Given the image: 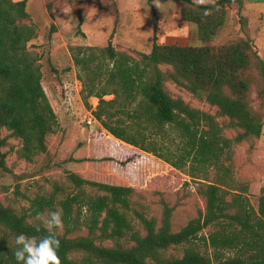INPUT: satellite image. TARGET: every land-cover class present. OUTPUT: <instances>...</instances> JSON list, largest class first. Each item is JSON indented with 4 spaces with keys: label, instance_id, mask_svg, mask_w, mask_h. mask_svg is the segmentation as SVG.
<instances>
[{
    "label": "trees",
    "instance_id": "obj_1",
    "mask_svg": "<svg viewBox=\"0 0 264 264\" xmlns=\"http://www.w3.org/2000/svg\"><path fill=\"white\" fill-rule=\"evenodd\" d=\"M67 1L75 7L81 26L93 0ZM105 1L114 2L115 22H118L117 1ZM144 1L154 16L150 53L140 52L135 57L117 50L111 41L103 47L71 48L83 84L82 99L102 128L121 143L142 151L136 150L138 158L144 151L158 153L153 134L169 127L178 133L184 146L178 160L164 156L166 161L179 169L191 161L193 177L194 167L214 166L221 173L200 190L206 197L204 214L174 231L173 208L165 203L160 223L154 217L148 219L138 213L143 234L127 216L130 198L136 192L133 186L94 182L107 194L85 200L84 186L88 181L69 172L68 179L77 192L59 202L63 221L70 224L73 205L80 203L88 205L90 217L84 235L57 231L62 264H264V189L256 210L240 199L241 194L228 202L225 197L228 190L221 187L230 185L232 174L223 162L225 154L246 141L254 148V140L261 137L264 126L263 112L251 101L254 87L264 100L263 58L247 37L217 46L211 44L224 29L227 7L233 4L241 7L244 0H217V6L211 7L208 15H204L205 6H197L193 0H181V18L197 26L203 42L199 46L158 43L159 15L152 0ZM44 5L53 17L51 3L44 0ZM27 6L28 0H0V169L7 172H13V168L7 164V152L2 149L10 145L11 139L21 143V158L32 161L48 152V136L58 124L56 99L45 90L40 59L28 47L37 37L38 28ZM239 17L246 31L247 17L240 10ZM167 82L216 107V112L196 108L183 97L173 95ZM55 86L60 87L64 98V84H55L54 90ZM110 95L113 97L107 99ZM91 97L99 100L95 109L90 104ZM227 130L235 134L229 137L225 134ZM110 143L113 147L107 149L111 158L107 161L119 163L117 159L121 158L116 154L123 146H117L114 140ZM132 160L128 157L125 161ZM30 202L28 208L18 211L0 200V264H17L16 246L14 241H9V235L15 239L21 233L36 238L47 234L43 229L37 232L40 226L37 217L55 205L54 197L37 196ZM233 205L237 208L230 212ZM213 225L218 228L209 236L214 250H237L236 255L223 257L216 253L212 259L191 245L203 229ZM124 237H130L132 243H121ZM107 240L115 243L105 245ZM173 246H184L183 255H166Z\"/></svg>",
    "mask_w": 264,
    "mask_h": 264
},
{
    "label": "rangeland",
    "instance_id": "obj_2",
    "mask_svg": "<svg viewBox=\"0 0 264 264\" xmlns=\"http://www.w3.org/2000/svg\"><path fill=\"white\" fill-rule=\"evenodd\" d=\"M116 1L120 8L118 22H115L114 2L93 0L81 26L75 7L67 0H47L52 5L53 17L45 8L44 0L28 1L27 10L38 28L37 37L29 42L28 47L40 59L45 90L52 99H56L58 124L48 136V152L37 155L32 161L21 158L22 145L18 140L11 139L10 145L2 149L7 152L6 162L13 168V172L0 169V200L21 211L28 208L30 200L37 196H53L55 205L39 215L37 218L40 220L52 211H62L59 202L77 192L68 179L69 172H75L88 181L84 186L85 200L107 194L99 190L94 182L133 186L136 192L130 198L127 216L135 229L143 234L145 230L138 213L148 219L154 217L160 223L165 203L173 208L172 229L179 231L192 219L205 213L206 197L200 190L207 183L215 181L221 169L214 166L194 167L196 176L193 177L190 173L193 166L191 161L183 169L166 161L164 156L172 161L178 160L184 146L181 137L172 128L167 127L164 131H155L153 134L152 140L158 143V153L144 151L143 156L138 158L135 152H142L141 150L115 139L97 120L92 125L85 121L91 110L82 99L83 84L78 78L79 68L74 62L71 48L78 45L103 47L111 41L117 50L138 57L140 52L150 53L154 42V16L149 13L146 2ZM160 2L165 11L153 3L159 15L158 43L202 45L197 26L181 18L182 1ZM239 10L241 15L247 17L246 31L241 27ZM240 37L249 38L264 60V0H244L241 7L237 4L228 6L224 29L211 44H226ZM55 84H64L69 88L72 100H67L66 96L62 98L60 87L55 86L54 90ZM166 85L173 95L183 97L192 106L213 114L216 112V107L200 101L186 89L179 88L172 82H167ZM112 97L110 95L106 98ZM89 100L92 109L96 108L98 98L95 100L91 97ZM251 101L264 114V100L255 87L251 93ZM6 134V129H3V135ZM225 134L230 137L235 133L227 130ZM111 140L116 141L117 146H123L116 154L121 158L117 159L119 163L107 161L111 159L107 151L109 147H113ZM229 152L225 154L223 162L232 170L228 180L230 185L221 186L228 190L226 200L232 202L241 194L240 199L249 202L257 210L259 197L264 189V126L261 137L254 140V148L246 141L233 146ZM128 157L133 158L130 163L125 161ZM236 208L237 205L231 206L230 212H234ZM73 211L70 224L63 221V228L58 232L72 231L73 236L86 234L90 217L88 205L75 204ZM217 229L214 225L203 229L191 245L212 259L216 253L223 257L236 255L237 250L215 251L211 246L209 236ZM8 239L15 241L10 235ZM120 242L130 244L132 240L124 237ZM114 243L113 240L104 242L105 245ZM183 252L184 246H173L167 250L166 255L180 257Z\"/></svg>",
    "mask_w": 264,
    "mask_h": 264
},
{
    "label": "clouds",
    "instance_id": "obj_3",
    "mask_svg": "<svg viewBox=\"0 0 264 264\" xmlns=\"http://www.w3.org/2000/svg\"><path fill=\"white\" fill-rule=\"evenodd\" d=\"M193 2L197 6H205L204 15L209 14L211 7L217 6V0H193ZM153 3L163 9L160 0H154ZM63 223L62 212L52 211L47 217H41L40 226L36 229L37 232L43 229L46 235L39 238L29 237L23 233L17 235L14 241L16 246L14 255L17 264H62L59 255L61 241L57 236V231L63 228Z\"/></svg>",
    "mask_w": 264,
    "mask_h": 264
},
{
    "label": "built area",
    "instance_id": "obj_4",
    "mask_svg": "<svg viewBox=\"0 0 264 264\" xmlns=\"http://www.w3.org/2000/svg\"><path fill=\"white\" fill-rule=\"evenodd\" d=\"M65 96L67 97L66 98L67 100H69V101L72 100V95L69 92V88H67L66 86H65ZM106 97H108V96H106ZM93 109H95V108H93ZM94 120H96V119H95L94 115L92 114V110H91V113H89V116L85 119V121L88 124L92 125Z\"/></svg>",
    "mask_w": 264,
    "mask_h": 264
},
{
    "label": "crops",
    "instance_id": "obj_5",
    "mask_svg": "<svg viewBox=\"0 0 264 264\" xmlns=\"http://www.w3.org/2000/svg\"><path fill=\"white\" fill-rule=\"evenodd\" d=\"M28 1H29V0H28ZM43 3H44V2H43ZM44 6H45V5H44ZM27 7H28V6H27ZM31 17H32V16H31ZM94 99H95V100H97V98H96V97H94Z\"/></svg>",
    "mask_w": 264,
    "mask_h": 264
}]
</instances>
